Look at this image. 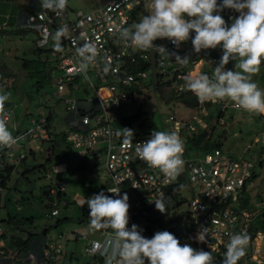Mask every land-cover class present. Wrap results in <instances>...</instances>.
I'll return each instance as SVG.
<instances>
[{
    "label": "built area",
    "instance_id": "1",
    "mask_svg": "<svg viewBox=\"0 0 264 264\" xmlns=\"http://www.w3.org/2000/svg\"><path fill=\"white\" fill-rule=\"evenodd\" d=\"M29 2L30 10L20 12L19 17L22 26L37 32L39 44L48 41L54 48L52 37L57 29L64 27L67 31L66 37L61 38V50H55V68L59 72L54 73L52 68L49 74V80L57 88L56 94L60 95L65 87L75 89L81 78L94 89L93 97L66 99L67 117L71 121L68 141L81 156L89 158L92 168L97 164L103 165L110 188L119 191V197L112 192L110 196L122 198L124 193L128 194V224L137 225L146 238H152L158 231H169L180 240L181 245L190 244L192 239L200 250L212 252L214 249L213 264H223L232 235L246 233L250 239L246 254L238 264H264V231L254 229L252 219L255 208L247 198L241 196L247 183H251L253 165L264 157V127L252 141L245 143L242 154L228 153L222 145L197 149L188 141L199 127H206L209 123L226 125L225 111L229 107L237 109L229 100L200 103L192 92L181 90L186 75L212 76L223 56L222 46L196 53L191 39L182 42L178 48L168 38L154 41L155 45L164 48L160 52L154 51L157 68L155 86L174 97L190 94L195 99L193 107L186 106L179 99V103L190 108L191 113L184 117L171 112L166 118L169 124L158 129L177 132L184 142L183 171L176 181L170 182L159 169L150 167L135 152L136 145L149 139L152 132L144 133L142 124L126 129L123 121L131 114H121L125 107L135 104L137 96L149 89L152 68L149 66V54L124 44L116 28L129 27L139 22V13L150 12L145 7L146 0H105L91 10L74 9L70 12L66 8L59 16L41 8L39 1ZM218 3H222V0H218ZM219 14L229 26L240 15L230 8H224ZM81 33L95 44L98 52L86 70L80 68L81 60L76 52L85 42ZM172 53L189 56L188 65L181 66ZM234 61L230 60L225 66L227 70L232 69ZM172 103L178 104L177 101ZM10 116L8 108L0 113V119L4 121L10 120ZM30 122L33 127L28 129H19L18 124L14 123L13 144L26 136L50 139L45 117H31ZM115 123L120 125L115 126ZM254 145L258 147L257 153L253 152ZM8 147H0V156L8 155ZM23 156L24 152L18 155L19 158ZM53 168L58 170L55 166ZM91 175H94L93 169ZM45 176L54 186L59 184V187H51L50 192L65 190L60 182L53 180L50 171ZM184 189L191 195L189 200H185L188 209L174 217L173 213L183 201L181 192ZM161 198L166 205V212L163 213H159L155 206V201ZM64 203L62 199L54 198L50 205L51 214H58V206ZM86 210L89 216L88 205ZM158 218L160 221H155ZM179 221L185 225L184 228H178ZM156 227L158 231H154ZM202 228L207 229L206 242L196 239ZM3 233L0 222V238ZM120 242L116 233H107L102 239L89 240L84 250L91 255L94 264H126L119 254ZM60 251L59 245H51L49 253H43L38 261L41 264L48 257L57 260ZM4 252V248L0 247V256ZM6 256L11 255L5 252ZM27 257L36 260L33 252H28ZM145 264H149L147 259Z\"/></svg>",
    "mask_w": 264,
    "mask_h": 264
},
{
    "label": "rangeland",
    "instance_id": "2",
    "mask_svg": "<svg viewBox=\"0 0 264 264\" xmlns=\"http://www.w3.org/2000/svg\"><path fill=\"white\" fill-rule=\"evenodd\" d=\"M28 1L0 0V26L2 27L0 29V93L11 94L4 107L10 110L11 115L10 120L6 122L14 135L15 131L12 128L14 123H17L21 129L31 128L30 117L38 119L50 113L52 117L50 132H53L54 128L56 132L51 135L50 139H54L53 141H42L39 136L24 138V140L18 139L16 144L6 149L7 161L14 167L10 169L6 186L1 190L0 218H6L7 209L17 217L32 214L36 225L34 228L43 229L48 226V243L61 247L62 251L53 264H89L92 257L84 250L87 243L84 235L101 239L107 233H115V230L108 225L93 226L91 218L83 216L81 204L72 201L71 196L78 190L85 195V204L93 195L102 191L110 196L108 174L102 165L93 169L94 175H91V166L86 164L72 175L66 169L55 170L53 167L56 162H69L70 160L90 164L87 157L81 156L77 149L67 144L62 133L67 136L69 130L65 122L68 114L66 99L90 98L95 95V92L92 85L81 78L75 89L65 87L60 95L56 94V86L49 80L52 68L54 73L59 72L55 68L56 51L53 45L48 41L39 44L37 32L20 26L17 22L19 10L23 9ZM102 2L103 0H68L67 9L70 12L74 9L91 10L95 6H100ZM36 47L42 50L37 53ZM235 63L236 61L231 70H235ZM253 80L261 89H264V63L261 64L259 73L253 76ZM36 82H40V85L36 86ZM2 110L0 109V113ZM171 112L187 117L191 109L180 105L172 106L171 102L164 101L159 89H146L143 95L136 97L135 104L125 107L121 114L139 113V116H135L137 125L143 123L149 128H161L169 124L166 118ZM211 112L215 115L212 108ZM224 118L226 125L216 124L212 140L220 141L227 152L232 154H237L246 141L253 140L264 124L259 115L231 107L225 111ZM230 123L232 127L228 128ZM53 142L56 146L55 152L47 158L44 153L45 149ZM253 149L258 151L256 145ZM20 152L25 153L24 160L17 159ZM40 164H44L45 169L42 171H37L36 168L33 171L28 170L23 176L22 171L25 168ZM44 170L50 171L54 181H59L68 193L69 202L66 206H59L60 214L57 216H51L48 213L50 207L44 205L43 187L49 182L47 177L45 178ZM252 170H254L251 176L252 182L247 183L241 196L247 198L255 208L252 219L254 229L264 231V160L261 165L255 162ZM41 174L43 176L39 177ZM55 186L59 187V184L56 183ZM181 194L183 201L173 213L174 217L188 209L185 200H189L191 195L186 189ZM180 221L178 228H184L185 225ZM1 224L5 231H9L10 226L6 221H1ZM22 224L31 225V221L26 219L22 221ZM131 227L128 224V228L131 229ZM186 229H188L187 226ZM158 230L156 227L154 231ZM4 240L5 238H0V245L2 244L1 247L5 250ZM190 245L200 250V246L192 239H190ZM5 252L1 255V264H20L9 256L4 257Z\"/></svg>",
    "mask_w": 264,
    "mask_h": 264
},
{
    "label": "clouds",
    "instance_id": "3",
    "mask_svg": "<svg viewBox=\"0 0 264 264\" xmlns=\"http://www.w3.org/2000/svg\"><path fill=\"white\" fill-rule=\"evenodd\" d=\"M68 0H39L40 7L61 15L67 8ZM149 14L129 27H117L120 40L138 50L149 49L160 52L163 47L154 44L161 38H168L177 48L191 39L196 53L204 49L223 48V56L212 76L186 75L182 91L192 92L200 103L232 101L237 109L253 115L264 114V89L253 80L264 63V0H146ZM230 8L240 13L229 26L219 13ZM195 32L194 37L192 36ZM64 27L57 29L52 39L54 50H61V38L66 37ZM84 39L76 49L86 70L98 52L94 43ZM181 66H187L190 57L172 53ZM235 60V70H227L226 65ZM107 70V69H106ZM10 93H0V109H4ZM127 129V128H126ZM15 143L7 122L0 119V147ZM138 157L150 167L159 169L170 182L181 175L184 166V142L177 132L154 130L151 137L135 147ZM182 187V186H181ZM109 192L119 191L113 188ZM129 197L113 198L102 191L87 202L93 226L108 225L115 230L121 241L120 256L126 264H213L212 252L197 250L190 244L181 245L180 240L169 231H158L152 238L144 237L137 225L128 228ZM160 212H166L163 198L155 201ZM207 229L202 228L196 239L206 242ZM250 237L239 233L230 237L223 264H238L246 254ZM111 264V262H109Z\"/></svg>",
    "mask_w": 264,
    "mask_h": 264
},
{
    "label": "crops",
    "instance_id": "4",
    "mask_svg": "<svg viewBox=\"0 0 264 264\" xmlns=\"http://www.w3.org/2000/svg\"><path fill=\"white\" fill-rule=\"evenodd\" d=\"M36 1H39V0H36ZM105 2V0H103V2H102V4ZM101 4V5H102ZM30 7H31V2H29L28 1V3L23 7V9H21V10H19V12H18V15H17V22L20 24V26H22L21 25V19H20V12H24V11H28V10H30ZM95 7H97V6H95ZM229 9V8H228ZM147 14H149V12H146L145 14H142V13H139L138 14V19L140 20L141 19V17H143L144 15H147ZM2 27L0 26V29H1ZM151 49H149V50H147V51H145V52H147L148 54H149V57H150V60H149V66H150V68H152L151 67ZM155 53V52H154ZM146 67H147V65H146ZM152 75H153V69H152ZM149 80H150V86H149V89L148 90H151V89H158L156 86H155V82H154V84L152 83V76H151V78L149 77ZM57 89V88H56ZM160 91H161V96H162V98L164 99V101H166V102H173V101H177L178 102V104L180 105V106H183V105H181V103H179V99H181V97H174V95H172V94H169V93H167V92H164V91H162L161 89H159ZM138 97V96H137ZM189 98H191V99H181L182 100V102L186 105V106H190V107H193L194 106V103H195V99H194V97H193V95L191 96V97H189ZM178 104H175V103H172V106L174 105V106H177ZM186 106H183V107H186ZM187 108V107H186ZM135 116H139V113H131V115H130V117L128 118V119H126V120H124L123 121V125L126 127V128H131V127H134V126H136L137 124L135 123V120H136V118H135ZM262 119H263V121H264V114H262V115H259ZM43 117H45L46 118V121H47V129H48V131H49V133H50V138H51V135L54 133V132H50V128H51V124H52V117H48L47 118V116H43ZM31 118V117H30ZM30 118H29V121H30ZM33 118H35V117H33ZM35 119H37V118H35ZM39 119V118H38ZM65 122L67 123V126L69 127V124L71 123V121H70V119L66 116L65 117ZM31 123V122H30ZM116 125L115 126H119L120 124L118 123H115ZM142 124V128H143V132L144 133H151V132H153L154 130H158V129H161V128H163V127H161V128H149V126H145L143 123H141ZM210 126H212V128H211V138H212V135H213V131H214V129H215V126L216 125H214V124H208L206 127H203V128H201V127H199L198 129H197V131H195V133H197L198 131H202L203 129H205V128H207V129H210L209 127ZM19 127V126H18ZM31 127H33V124H32V126ZM232 127V123H230V125L228 126V128H231ZM264 127V124H263V126L261 127V129ZM13 128V127H12ZM14 129V128H13ZM19 129H21L20 127H19ZM28 129V128H27ZM69 130H70V127H69ZM68 130V131H69ZM261 131V130H260ZM194 133V134H195ZM260 133V132H259ZM63 134V136H64V139L67 141V144L68 145H70L71 147H73L72 145H71V143L68 141V137L66 136V134L65 133H62ZM257 135H259V134H257ZM257 135H255L254 137H253V139L257 136ZM30 137H37V135L36 136H26L25 138H30ZM40 137V136H39ZM41 138V137H40ZM223 138L225 139V137H224V135H223ZM24 140V139H23ZM41 140L42 141H53L54 139H48V140H43L42 138H41ZM248 141H250V140H248ZM252 141V140H251ZM247 142V141H246ZM245 142V143H246ZM245 143H244V145H245ZM53 144L55 145V143L53 142ZM191 145H193L192 143H191ZM244 145L240 148V150H239V152L237 153V154H242V152H243V148H244ZM195 148H197V149H201V148H203V147H198V146H194ZM55 148H56V146H55ZM74 148V147H73ZM39 149H42V147H39ZM75 149H77V148H75ZM203 149H206V148H203ZM31 152H32V150H30ZM77 151H78V149H77ZM47 148L45 149V155L47 156ZM55 152V151H54ZM253 152H256L254 149H253ZM257 153V152H256ZM10 157V156H9ZM83 157H87V156H83ZM7 158H8V155H2V156H0V169H2L3 167H5L7 164H10V163H8V161H7ZM24 158H25V153H24V156L23 157H21V158H19V157H17V159L18 160H24ZM88 158V157H87ZM89 159V158H88ZM263 160H264V157L262 158V159H260L259 160V162L257 163L258 165H261L262 164V162H263ZM70 161H72V160H70ZM69 161V162H70ZM69 162H66V161H63V162H56V164L54 165L58 170H63V169H66L68 166H69ZM87 165V166H91V169H94L95 167H99V166H101V164L100 165H96L94 168H92V164H87V163H84L83 165ZM59 166H60V168H59ZM103 166V165H102ZM13 167L14 166H12L11 165V168L13 169ZM29 168V167H28ZM28 168H25V169H28ZM104 168V167H103ZM90 169V170H91ZM105 170V169H104ZM253 171L254 170H252V173H253ZM47 172V170L45 171V173ZM0 173H1V170H0ZM46 178V177H45ZM8 180V179H7ZM54 180V179H53ZM48 188H47V190H48V192H47V195H48V197L50 198V196H51V202H52V200L54 199V198H58V199H62L63 201H65V203L64 204H61V206H66L67 204H68V202H69V199H68V193H67V190H64L63 191V196H58L57 194V192L58 191H55V193L54 192H50L51 191V187H55L54 186V184L52 183V181H50L49 179H48ZM59 182V181H58ZM252 182V181H251ZM0 200H1V190L3 189V187H5L6 186V183H5V185H3L2 184V182H1V176H0ZM54 196H56V197H54ZM72 201H74L75 203H78V204H84V202H85V200H86V197H85V195L83 194V193H81V192H79L78 190L77 191H75V192H73L72 193ZM46 198V197H45ZM87 205V204H86ZM60 206V205H59ZM58 206V207H59ZM50 207V206H49ZM1 208H2V206H1V204H0V211H1ZM48 209V208H47ZM51 209V208H50ZM7 211V216L6 217H9V215L10 216H12V215H14V214H12L11 212H9L8 211V209L6 210ZM86 213H85V216L86 217H88V218H90L89 216H88V214H87V210H86V207H85V210H84ZM8 213H10V214H8ZM48 213L51 215V216H57V215H59L60 214V208H59V212H58V214H55V215H53V214H51V212H49V209H48ZM20 218V220H18ZM5 219H7V218H5ZM18 223L16 224V223H12V222H10V224H9V228H8V230L9 231H5V229H4V233L2 234V238H5V240L2 242L3 243V245L6 247L5 248V251H6V253L7 254H9V255H11L9 258H12L13 260H15V261H18V262H20V264H40V261H38L39 260V258H40V256L43 254V253H49V251H50V246L52 245V244H49L48 243V237H47V232H48V230H49V228H48V226L46 227H44L43 229H37V228H34L36 225H35V223H34V217H33V215L32 214H27L26 216H23V217H18ZM29 220V221H31V225H24V224H22V221H24V220ZM1 221H4L3 220V217H1L0 218V222ZM47 225V224H46ZM28 226V227H27ZM4 228V227H3ZM12 228V229H11ZM11 229V230H10ZM102 232V231H101ZM103 233V232H102ZM13 236H15V237H21V238H26V237H29V240H28V242L26 243V245L23 247V250L22 249H17L16 247H12V246H10V239L13 237ZM60 236H62V237H64V235L63 234H60ZM84 237H86V239H87V243H86V245L88 244V241L89 240H91V239H94V238H96V237H87V235L85 236L84 235ZM105 237V235L102 237V238H104ZM77 238V237H76ZM101 238V239H102ZM99 239V238H98ZM121 243V242H120ZM85 245V246H86ZM2 246V244L0 245V247ZM60 249H61V247H60ZM62 251V250H61ZM61 251H60V253H61ZM28 252H33L34 253V255L36 256V260H35V258H28L27 257V253ZM91 256V255H90ZM57 259H58V256H57ZM2 259H1V256H0V261H1ZM54 260L55 259H52L51 260V258L50 257H48V258H46V260H44V261H42V263L41 264H53L54 263ZM0 264H1V262H0ZM89 264H94V261H93V259L89 262Z\"/></svg>",
    "mask_w": 264,
    "mask_h": 264
},
{
    "label": "trees",
    "instance_id": "5",
    "mask_svg": "<svg viewBox=\"0 0 264 264\" xmlns=\"http://www.w3.org/2000/svg\"><path fill=\"white\" fill-rule=\"evenodd\" d=\"M42 49L39 48V47H36V52L39 53ZM24 64L26 65L27 62L25 61ZM40 85V82H36V86H39ZM191 97L190 94L188 95H183L181 96V99H191L189 98ZM48 117H51L50 113L47 114V118ZM210 129H203L202 131H198L197 133L193 134V136L191 138H188V141L190 142V144L192 143L193 146H198V147H203V148H210L212 146H220L221 145V142L220 141H216V140H212L211 138V128L212 126L209 127ZM53 132L55 133L56 132V128H54ZM47 158L50 157V155H52L55 151V145L53 143H51L48 147H47ZM84 167V165L81 163V162H74V161H70L69 162V166L66 168V170L68 171V173L70 175L76 173L80 168ZM36 168L37 171H42V169H45L44 167V164H40V165H35L31 168H28V169H24L22 171V174L23 176H25L26 174V171L30 170V171H33L34 169ZM10 169H11V165L10 164H7L5 167H3L1 170V173H0V176H1V182L3 185H5L7 179L9 178V173H10ZM46 171V170H44ZM43 174H41L39 177H42ZM46 177V176H45ZM48 188V184L45 185V187H43V196L46 197L44 201V205L45 207H49L51 205V196L50 198L48 197L47 195V190ZM58 196H63V191L61 190H58L57 192ZM44 199V198H43ZM82 207V210H83V216L85 215V207H86V204H82L81 205ZM159 213H162L159 211ZM10 214V213H8ZM7 219H3L4 221H6L8 224H10V222L12 223H18V220H20V218L18 219L17 216L15 215H12L9 217H6ZM18 219V220H17ZM58 221H59V218H58ZM155 221H160V218L158 219H155ZM29 240V237H26V238H21V237H15L13 236L11 239H10V246L12 247H16L17 249H22L23 250V247L26 245V243L28 242Z\"/></svg>",
    "mask_w": 264,
    "mask_h": 264
},
{
    "label": "water",
    "instance_id": "6",
    "mask_svg": "<svg viewBox=\"0 0 264 264\" xmlns=\"http://www.w3.org/2000/svg\"><path fill=\"white\" fill-rule=\"evenodd\" d=\"M151 67L153 69L152 83L154 84L156 80L157 68H156V63H155V53L153 50L151 51Z\"/></svg>",
    "mask_w": 264,
    "mask_h": 264
}]
</instances>
